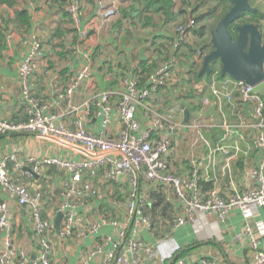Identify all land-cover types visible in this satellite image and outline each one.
Wrapping results in <instances>:
<instances>
[{"label":"built area","instance_id":"1","mask_svg":"<svg viewBox=\"0 0 264 264\" xmlns=\"http://www.w3.org/2000/svg\"><path fill=\"white\" fill-rule=\"evenodd\" d=\"M86 1L94 0H65L63 9L66 14L71 15L72 24L66 27L62 23L64 29L61 30L53 23L52 31L61 30L62 33L56 40L37 34L27 37L24 57L17 68L21 103L27 119L23 122H12L0 118V136L33 134L82 154L83 160L63 162L51 157L42 160L29 159L23 163L9 155L1 157V193L9 196L16 208L28 210L34 248L25 250L23 243L16 238L17 226L10 219L8 202L0 197V264H59L58 257L64 260L70 258L69 252L65 251L70 245L69 242L76 245L91 237L92 244L75 256L73 264L156 262L158 248L143 240V236L151 233L153 227L142 211L143 206L149 203L152 192L157 191L154 189L156 185H161L159 190L176 205L175 228L186 224L195 225V215H213L220 222H224L230 212L238 210L243 218V225L236 241L245 240L242 249L249 264H264V248L260 239L264 236V223L255 222L258 234L249 225V221L257 216L258 209L264 208V93L242 81L222 79L218 72L210 78L202 76L197 81L190 79L185 65L176 57L179 43L190 39V33L195 26L191 19L186 24L174 22V36L167 46V57L164 52L159 56L153 54L155 48L162 45L152 48V59L157 66L146 75L145 83L148 87L144 88L143 84H139V75L129 73L121 77L113 89L102 88L96 76H101L99 79L108 82L121 76L116 71L117 64L113 62L112 55L120 32H111L115 45L99 38L103 32L101 30L117 17L115 5L120 0H111L110 5L104 0H95V11L84 5ZM43 4L58 10L52 17L58 19L61 16L53 0H43ZM20 6L25 7L26 4L20 0L18 8L15 9H20ZM65 28H70L73 32L67 33ZM44 30V26H37L35 32L41 33ZM48 49L57 53L55 61L62 67H68L74 61L78 63L74 72L68 75L66 84L59 87L61 93L58 97L65 103L59 116L51 115L49 106L34 95L31 81L38 72L40 63L46 58L45 52ZM205 55L196 51L197 64L202 63ZM137 66L138 64H134L133 69ZM173 69L178 71L176 81L179 91L186 94L192 91L195 102L202 104L204 109L215 105L220 107L224 102L235 106L233 115L236 123L231 124L227 121V116H222L218 128L222 129L223 136L214 151L224 156L223 170L227 174L231 172V164L241 155H247L249 150L255 152V167L242 171L248 181L241 188L230 185L223 194L214 185L206 192L199 184V168L195 161L191 162L189 171L179 174L171 166L170 160L175 156L177 147L171 136L172 131L187 129L200 135L202 129L201 123L181 124L170 109H164V112L162 99L154 94L159 87L169 89L174 81L171 72ZM83 83L89 89L83 101L74 105L73 97ZM246 106L250 108L246 109ZM202 116L201 113L200 119ZM95 118H100L101 121L96 131L92 132L87 129V125ZM60 120H64V123H60ZM70 121H74L73 129L67 125ZM210 125L212 128L216 127L213 123ZM236 133L239 134L238 138L247 143L245 148L237 143ZM229 138H232L231 144L224 145V141ZM199 139L204 141L201 136ZM27 163L32 165L31 174L36 176L42 174L43 166H55L69 173V180L64 184L63 198L55 209L56 214L61 216L58 228L43 210V196L39 186L23 185L20 180L26 174H14L24 170ZM203 167L213 169L214 163L207 157ZM96 169L103 170V179L106 182L116 186L123 185L121 198L116 194L110 201L114 209L111 205L110 208L116 212L118 219L103 216L100 223H96L81 211L88 202L91 184L81 183L79 173ZM76 197L77 200L74 199ZM102 226L112 227L113 238L99 232ZM55 245H58L61 255H55ZM178 251L179 247L163 257V262L222 264L220 259L207 256L176 258Z\"/></svg>","mask_w":264,"mask_h":264},{"label":"crops","instance_id":"2","mask_svg":"<svg viewBox=\"0 0 264 264\" xmlns=\"http://www.w3.org/2000/svg\"><path fill=\"white\" fill-rule=\"evenodd\" d=\"M22 2L26 4L24 8L28 12L31 23V26L26 30H22V26L13 19L16 10L15 8L8 9L5 6L0 5L1 11H9L11 14V23H7V34L3 56L0 59L1 119L10 120L15 113H18V116L21 115L20 106L22 100L20 87L18 85L19 78L17 68L24 57L25 43L28 40L27 37L32 34H37L50 40H56L59 38V35H56V32L52 31L54 28L53 23L56 25V28L61 30L64 29V25L60 22L62 16L58 19L52 17V14H55L58 11L57 9H52L49 5L45 7L43 0H22ZM104 2H106L107 5L112 3L111 0H104ZM96 3L97 1L95 0L93 2L86 1L84 5L95 11ZM143 4L144 1L141 6H138L136 0H120L118 2L120 19L112 20L101 30L103 32L99 38H101L103 42H108L113 45H115V43L112 40L111 32L114 30L120 32V37L116 41L112 55L114 56L113 62L117 64L116 71L121 75L120 77L115 78L112 82L104 81L103 79H99L101 76H96V79L97 81L99 80V84L102 88H110L109 85H115L121 77L129 73L131 74L130 69L134 64H138L139 62L148 59L149 56H153L151 48H154L157 45H169V42L174 36V23L171 21H165V16L161 11L156 12L155 15L145 11V14L149 15L148 17L151 18L146 19L140 13L143 9ZM174 9L175 8L171 7V12H176ZM181 10L179 9L178 12ZM3 18L7 19L5 15L0 14V20ZM37 26H44L45 30L41 33H36L35 30ZM6 32L4 31V33ZM54 42L55 41H53V43ZM45 53L46 58L42 60L38 72L33 78H31L33 91L43 103L49 106L51 115L59 116L65 108V103L58 97L61 93L59 87L66 84L68 75L71 74L70 72H74V68H77L78 63L74 61L68 67L67 65L62 67L55 61L58 56L57 53L53 52L51 49H48ZM174 79L177 80L178 76H174ZM176 80L173 81L175 86L178 85ZM88 89L89 87L86 83H83L78 88L73 97L74 105H78L83 101ZM169 90L174 93V89L169 88ZM258 90L264 93V83L258 87ZM164 96V98L167 99V104H164L165 109H170V112L173 111L174 118L181 124H185L183 112L180 109L181 105H179L181 104L180 101L175 100L174 97L170 96L167 90ZM160 98H162V96H160ZM184 108L186 107L184 106ZM224 112L225 109L218 106H210L199 112L191 111L189 112L188 122L190 124L201 123L202 129L200 130V135H198L196 131H187V129H177L172 131L171 134L181 136L183 139L179 143V150H177L175 156L172 157V160H174L172 163H174L176 170L179 173L181 171L187 172L191 168V162L195 161L196 166L199 168V174L201 175L199 178L203 177L206 180L215 178L216 182H214V185H217L218 190L220 192L222 191L221 193L223 194L230 185H235L236 187L241 188L243 184L248 181V177L245 178L244 173L241 171L242 163L235 164V162H233L231 164V172L227 174L223 170L224 156L220 152L214 151L215 146L220 144L219 141L222 140L223 136L222 129L218 128L222 121V116H227V119L229 118V116L226 115V112L225 114ZM201 113L202 115H206L202 116V119L199 117ZM231 117H233V112ZM234 120L232 121L228 119V122L235 124L236 122ZM100 121V118H95L87 125V129L95 132ZM60 123H64V120H60ZM73 123L74 121L67 123L68 127L73 129ZM212 123L216 126L215 128H212L213 126L210 125ZM199 136L203 137V142L199 139ZM236 136L237 143L242 148H245L247 143L241 138H238V133H236ZM231 141L232 138L226 139L223 144L229 146ZM3 155H9V157L12 156L23 163L29 159L42 160L51 157L60 159L63 162L83 160L82 154L73 152L71 149L60 144L58 145L53 141L38 138L33 134L22 133L16 136L0 138V159ZM207 157L214 163L213 169L203 167L207 162ZM252 159L255 164L256 160L254 154L252 155ZM254 167L255 166L252 168ZM31 169L32 165L27 163L24 170L19 174H14H26V176L21 177L20 180L23 185L34 184L39 186L43 196V210L47 213L48 217L55 222L56 217L58 216L55 209L63 198L64 184L69 180V173L64 169H58L55 166H43L41 173L46 170L47 173L56 172L57 176H45L43 174L36 176L31 174ZM207 170H212L214 172L209 175ZM79 174L81 183L91 184V190L87 197L88 202L83 208H81V211L86 214V217L96 223H100V218H103V216L118 219V217H116V212L112 211L110 208L111 205L114 209L113 205L110 204V201L116 194L118 198H121L124 191L123 185L116 186L106 182L103 179L102 169H96L91 172L85 170ZM0 197L3 201L8 202L10 219L17 226L16 238L20 243H23L25 250L33 249V235L31 231L32 223L28 210L25 208H16L9 196L6 197L2 195L1 189ZM74 199L77 200L78 198L76 197ZM256 214L257 216L249 221V225L253 232L258 234L255 222L261 221L264 223V208H259ZM195 218V225L186 224L178 228H175L174 224L169 222V226L167 227L168 231L165 233L166 236L164 237L160 238L155 235V228L151 233L143 236V240L146 243L158 248L156 262H153L152 264H165L166 262H163V257L168 256L178 247L179 250L185 252L184 257L200 258L207 256L220 259L222 264H249L242 249L245 245V240L243 242L236 241V236L240 233L243 225V218L238 210L230 212L224 222H220L217 217L213 215H195ZM165 222L168 223V221ZM99 232L111 237L114 233L111 226H102ZM260 239L262 240V246L264 248V236L260 237ZM92 242L93 237L76 245L73 244V242H69V247L67 250L65 249L66 252H69L70 256L68 264H73L75 262V256L84 248L90 246ZM55 255L58 256L60 254ZM54 260L56 261V257H54Z\"/></svg>","mask_w":264,"mask_h":264},{"label":"trees","instance_id":"3","mask_svg":"<svg viewBox=\"0 0 264 264\" xmlns=\"http://www.w3.org/2000/svg\"><path fill=\"white\" fill-rule=\"evenodd\" d=\"M53 1H54V5L57 6V8L59 9L60 14L62 16L61 23L65 24L66 27H70V25L72 24V17H71V15L66 14L64 12L63 6L65 3V0H53ZM143 1H144L143 7H142L143 9L141 10L140 13L146 19H151V18L148 17L149 15L145 14V11L147 13L154 14V15L156 14V12L161 11L162 14L165 16V21H168V22L171 21L174 23L175 20H178V22L180 24H186L189 19L194 21L195 26L190 33V40L187 39L186 41L179 43L180 47L178 49L176 58H177V60L183 59V60L189 61L184 67L185 69H187L186 74L189 77H191L192 79H194L195 81L199 80L200 79L199 71L196 70L195 72L192 73V70H194L193 68L195 66L197 67L199 65V64H197L198 57H195V60L193 58L194 50L197 49V51H199L200 53H203V54H208L212 50V47H211L210 42H209L210 38H209V40L206 41L205 36L209 35V37H210V32H211V30L214 29L215 26L211 27L210 25H208V23H209V21L213 20L216 16H218V19L220 20L230 10V8L232 6L230 3V0H201L200 2L198 0L197 3L195 4L196 7L192 10L190 8H187V6H188L187 1L188 0H183L184 4L186 5V6H184L185 9H183L179 12H177L178 10L176 9V12H174V13L171 12V10H170L172 7V5H171L172 2H170L169 0H143ZM19 4H20V0H0V5L5 6L8 9L18 8ZM208 4H210V5H208ZM206 5H208V8L206 11L203 12L202 8H205ZM199 12L201 14H198ZM13 19L19 25L22 26V30L23 29L26 30L31 26L30 17L28 15L27 10L24 8V6H20V9L15 10ZM263 21H264V12L258 11L255 13H250V12L242 13L241 17L236 22H234L231 26H229L228 30H229L231 36L235 39L236 38L235 28L237 26H240L243 24H253L259 29L262 27ZM198 24L200 25V27L198 26ZM6 29H7V21H3V19H1L0 20V59L3 56L4 45H5L6 34H7ZM4 31L6 33H4ZM65 31L67 33L73 32V30L70 28L69 29L65 28ZM61 34H62L61 30L56 31V35H61ZM189 41H191V42H189ZM167 46L168 45H165V46L162 45L159 47L160 49L155 48V50L153 51V54H157L159 56L161 54V52H164L166 54V57H167V55H168L167 51L169 49V47H167ZM156 66H157V63L152 59L151 56H149L148 59L139 62L136 69H133V67H132L130 69V72L134 75H139V81H138L139 84L140 85L143 84L142 86H144V88H146V87H148V85L145 83L146 75L148 73H150L151 71H153ZM173 71H175V73H176L175 77H177L178 76L177 69H173ZM228 78L229 77H226V76L222 77V79H228ZM174 84H175L174 82L171 83L169 88L174 89V87H175ZM109 86L111 89L114 88V85H109ZM166 90L169 92L170 96L175 98V100L180 101V103L183 106H185L189 112H191V111L192 112H199V111L204 110L202 104H198L195 102V96L192 94V91H190L188 94L181 93V92H179L180 94H177V93L171 92L169 89H167V87H163V88L159 87L156 89L154 94H155V96H157L158 99H163L162 100L163 110L165 109L164 104H167V99L164 98L165 97L164 94H165ZM177 90H179V89H177ZM174 92H176V88L174 89ZM160 96H162V98H160ZM234 103L236 104V102H233V104ZM241 105H243V104H241ZM233 106L234 105L228 104L227 102L220 104V107L224 108L226 115L229 116L228 119H230L232 121L234 120V115H233V117H231V114L233 112ZM20 107H21V115L18 116V113H15V115L10 118V120L12 122L13 121L14 122L26 121L27 116H26L23 104H21ZM248 108H250V107L246 106V109H248ZM225 112H224V114H225ZM203 116H206V115H203ZM228 119H227V121H228ZM14 135L16 136L18 134H9L6 136H0V138H7L9 136H14ZM171 136H172V139L175 141L174 145L177 146L176 147V151H177V150H179V146H180L179 143L183 139L181 136H177V135H171ZM253 154H255V152L249 150V153L247 155H245V156L241 155L238 158V160L235 161V164L236 163H238V164L242 163L241 171H243L244 169H247V168H252L254 166L253 159H252ZM173 161L174 160H170V164L174 168L175 172L179 174V172L174 167V163H172ZM207 172L210 175L214 171L207 170ZM200 177H201V175H200ZM214 182H216L215 178H211V180L210 179L206 180L205 178L202 177L199 180L200 186L206 192L214 186V184H215ZM160 187H162V186L156 185V187L154 189H156L157 191L152 192V194L150 196L149 203L145 204L142 208V211L144 212V214L149 218L153 229L155 228V224L153 221H155L156 217L158 218L159 216H162V215L165 216L166 214L169 215V213L173 212V214L171 216L170 223L174 224V217L176 214L175 203L171 202V200H168L166 198V194L159 190ZM184 255H185V252H183L182 250H179L177 252L176 258H182V257H184Z\"/></svg>","mask_w":264,"mask_h":264},{"label":"water","instance_id":"4","mask_svg":"<svg viewBox=\"0 0 264 264\" xmlns=\"http://www.w3.org/2000/svg\"><path fill=\"white\" fill-rule=\"evenodd\" d=\"M230 10L217 22L210 33L212 50L202 60L199 77H208L211 65L219 61L221 64L220 77L242 81L253 88H258L264 83V40L259 29L253 24H243L235 28L234 39L228 28L236 22L242 13L258 12L250 6V0H230ZM184 123L189 120V112L183 105ZM61 216L58 215L54 222L56 228Z\"/></svg>","mask_w":264,"mask_h":264},{"label":"rangeland","instance_id":"5","mask_svg":"<svg viewBox=\"0 0 264 264\" xmlns=\"http://www.w3.org/2000/svg\"><path fill=\"white\" fill-rule=\"evenodd\" d=\"M170 2H172V8H175L174 9V11L177 9V10H181V9H183L184 8V6H186L185 4H184V2H183V0H169ZM197 1L198 0H188L187 1V3H188V6H187V8H190L191 10L192 9H194L195 7H196V3H197ZM201 0H199V2H200ZM118 2L119 1H117L116 2V9H117V11H118ZM136 2L138 3V6H141V4L143 3V0H136ZM211 4V3H210ZM210 4H208V5H210ZM208 5H206L205 6V8H202L203 9V12L204 11H206L207 10V8H208ZM250 6L252 7V8H255V9H257L258 11H261V12H264V0H250ZM178 12V11H177ZM0 14H3V15H5L6 16V18L7 19H5V18H3V21H7V23H11V14L9 13V11L7 12V11H1L0 10ZM198 14H201L200 12L198 13ZM114 19H116V20H119L120 19V16H119V12H118V14H117V17L116 18H114ZM113 19V20H114ZM219 21V19H218V16H216L213 20H211V21H209V23H208V25H210L211 27L212 26H216V24H217V22ZM175 22H178V20H175ZM198 26L200 27V25L198 24ZM215 28V27H214ZM214 30V29H213ZM213 30H211V32L213 31ZM259 30L262 32V35H263V40H264V21H263V25H262V27L261 28H259ZM210 32V33H211ZM102 37V36H101ZM209 35H206L205 36V40L207 41V40H209ZM209 42H210V40H209ZM199 47V46H198ZM187 48V47H186ZM148 50V49H147ZM196 51H197V49H195L194 50V56H193V58L196 56ZM149 54V53H148ZM180 63H183V65H186L189 61H187V60H183V59H181V60H178ZM201 65H202V63L200 64V65H198L197 67L195 66L193 69L194 70H192V73L193 72H195L196 70H198V71H200V69H201ZM211 69H212V71H211V73L209 74V76L207 77V78H210V77H213V76H216V72H218V73H220V70H221V64H220V62L219 61H216V62H214L212 65H211ZM171 72H173L172 73V75H173V77L174 76H176V73H175V71H173V70H171ZM191 78V77H190ZM174 80H176V79H174ZM176 88V92H180L179 90H177L178 88H177V86H175L174 87V89ZM43 175H45V176H57V173L56 172H48L47 173V171L46 170H44V172L42 173ZM172 214H173V212L172 213H169V215L168 214H166L165 216L164 215H162V216H159L158 218L156 217V219H155V221H153L154 222V224H155V235H157L158 237H164V236H166L165 235V233L168 231V226H169V222H170V220H171V216H172ZM168 221V223H166L165 221ZM55 248H54V252L56 253V254H59L60 253V251L57 249L58 248V245H55L54 246ZM61 255V254H60ZM58 261H59V264H68L69 263V261L68 260H64V259H60L59 257H58V259H57Z\"/></svg>","mask_w":264,"mask_h":264}]
</instances>
